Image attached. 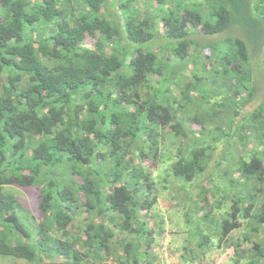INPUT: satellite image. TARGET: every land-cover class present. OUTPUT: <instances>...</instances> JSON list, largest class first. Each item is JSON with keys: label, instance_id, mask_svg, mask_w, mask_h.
<instances>
[{"label": "trees", "instance_id": "trees-1", "mask_svg": "<svg viewBox=\"0 0 264 264\" xmlns=\"http://www.w3.org/2000/svg\"><path fill=\"white\" fill-rule=\"evenodd\" d=\"M252 54L264 0H0V264H264Z\"/></svg>", "mask_w": 264, "mask_h": 264}, {"label": "rangeland", "instance_id": "rangeland-1", "mask_svg": "<svg viewBox=\"0 0 264 264\" xmlns=\"http://www.w3.org/2000/svg\"><path fill=\"white\" fill-rule=\"evenodd\" d=\"M220 38V37H219ZM166 51V50H165ZM167 52V51H166ZM257 56L252 54V58H251V66L254 72V76H255V87H256V92H255V98L253 100V102L248 106L249 108L247 110H251L254 107H256V105H258L261 101L264 100V72L261 70V67H258V60L256 58ZM261 60V58H260ZM211 96V95H210ZM246 110V111H247ZM228 138V137H226ZM235 143V144H234ZM234 144V145H233ZM239 142L236 140H231L228 142V147L229 148H225L226 151L228 152V156L231 157L232 161H239L241 157V155L245 154V151H242L241 153H238L237 155L233 154V151H235V153L237 151L240 150L241 146L238 145ZM247 149V148H246ZM218 151H221L218 149ZM217 151V152H218ZM235 167V166H234ZM16 195H18L19 200L22 204V206L24 207V209H26L27 211H29L32 215L37 214V210H36V200H35V191L34 189H27V190H16ZM183 214H174V218L176 219V221L181 225V227L179 226V228H182V231L186 232L187 236L189 237L190 243H193L194 245H197V243H199V239L196 237L198 233V230L196 229V222L195 219L193 220H189L188 221V217H196L195 214H189V215H185V217L183 216ZM181 218H184V222L186 220V222L183 224L182 222H179V220ZM182 221V220H181ZM188 221V222H187ZM207 226V225H205ZM178 228V226L175 227V229ZM170 230H172L171 228H169ZM168 227H166L165 224V231L166 234L163 236L164 238H162V236L158 237L155 245V251H152L151 253V257L154 258V260H159V258L162 260H164L166 262V264H175L177 261V255H172L167 251V245L169 243L168 239ZM201 229V228H200ZM202 230V229H201ZM203 231V230H202ZM204 232V231H203ZM180 237L183 238V234H180ZM222 261L224 262V254H216L212 257V259L210 260L209 264H222Z\"/></svg>", "mask_w": 264, "mask_h": 264}]
</instances>
